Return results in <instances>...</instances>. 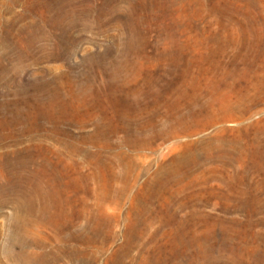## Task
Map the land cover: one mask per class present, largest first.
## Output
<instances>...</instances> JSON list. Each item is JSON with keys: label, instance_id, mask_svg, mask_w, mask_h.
<instances>
[{"label": "rangeland", "instance_id": "1", "mask_svg": "<svg viewBox=\"0 0 264 264\" xmlns=\"http://www.w3.org/2000/svg\"><path fill=\"white\" fill-rule=\"evenodd\" d=\"M48 1L53 7V0ZM67 1L74 9L69 10L71 17L69 16L68 23L65 25L68 27L65 32L61 33L60 27L54 25L52 12L49 11L46 16L37 8V0H0V106L2 108L11 103L15 104V102L21 105L22 96L25 94L30 96L29 92H35L36 90L33 88L39 81L37 86L43 83L53 87L56 77L58 79L69 77L70 79L76 78L75 80H85V77L90 75L92 71L90 62H88L89 59L108 63L116 58L118 50L132 38L136 39L135 44L137 43L141 48H144L143 56L134 58V61L132 59L130 61L131 66L130 63L127 66V70L133 69L132 73L134 72L136 77L132 86L136 84V88H140L142 92L140 99H143L139 102L143 104L149 101L147 103L149 105L151 100L159 98L166 104L175 97V90L181 79L179 74L185 59L191 53L190 51L194 50L191 53V58L196 61L195 54L205 51L202 49L205 46L204 43L211 37L222 34L221 28H219L220 24L224 23L225 28L229 29L228 15H231L230 17L235 21L237 20L236 22L233 20L235 23L241 21L238 23L239 25H247L250 28H255L254 30L264 28V0ZM49 2L46 3L47 7H49ZM30 8L33 10L30 11ZM35 8L37 9L35 10ZM84 8L86 9L85 16L81 13ZM235 16L237 18H234ZM227 34H229V30ZM227 34L226 36L223 35V43H227V48H229V35ZM262 37L260 42L257 37L254 40L248 37L245 43L259 44L264 48V35ZM249 41L253 42L250 43ZM179 47L181 48L179 49ZM182 47L184 48L182 49ZM167 55L171 58H168ZM228 59L229 56L227 55L223 62H227ZM132 63L135 64L133 68H131ZM155 78L159 80L157 81ZM154 80L157 82L155 83ZM33 82L35 83L33 84ZM150 83H153L151 84L152 88ZM17 88L22 91H14ZM45 93H40V97L46 98L47 94ZM149 95L152 99L149 98ZM126 99L123 93H116L115 100H118V104L131 101ZM163 106L159 108L160 111L162 110L161 112L164 111L165 106ZM2 108L0 107V113ZM252 114L246 116L247 121L259 122L264 116V105L258 104ZM256 114H259L258 117ZM4 117L7 118V115ZM69 123H66V127L65 124H48V126L47 123L42 122V125L45 124L46 126L40 125L41 123L33 125L27 123L25 124L26 127L17 124V128H15L16 125H13L12 129L8 128L9 130L0 128V167L4 168L5 165L9 164V160L15 157L14 161L16 162L21 157L20 155L26 151L36 154L43 150L49 144L50 130L54 132V137L59 135L57 138H62L63 134L66 136L68 133L70 137L68 135L67 137L72 144L78 143L83 138L91 139L92 131H94L93 124L80 130L73 121V124ZM215 128L213 126L199 129L194 134L183 137L182 140L189 144L205 141L214 133ZM23 129L28 130V133ZM111 139L120 142L121 137L117 134ZM42 140L47 142H42ZM169 146H171L169 141H158L152 153L148 150L142 152L144 156H151L150 173L149 175L140 174L128 192L129 194L125 192L124 196L121 195L122 199L117 206L113 207L112 204L103 203L102 208L98 209L97 197L100 191H95L96 193H92V198L86 199L87 204L89 206L91 204L90 208L94 207L96 201L93 209L97 216L88 221L73 220L71 229L69 228V231L59 235L58 239H65V242L61 240L62 245H60L64 248L61 250L65 253L57 254L59 244L57 245L52 240L54 232L50 225L46 224L45 227H40L43 229H37L36 233L40 237L37 235L28 236V238L23 237L22 232H20V223L15 221L13 217L14 205L8 203L2 206L0 204V264H39L40 261H47V264H264V158L261 159L262 162L259 160V163H255L252 159H246L240 165L234 163L229 168V190L215 181H209L203 185V179L208 176L204 172L208 168L205 166L203 169L194 172L193 177L196 176L195 185L192 188H185L182 191L183 194L172 187L170 193L167 192L169 195L165 194L168 200H148V179L160 163L169 162L179 153V151H171ZM33 148L35 149L33 150ZM85 148L91 151L95 150L89 145H86ZM125 148L127 149V147ZM161 155H164L162 159ZM132 156L134 158L139 157L134 153ZM74 158V160L79 161L81 157L76 158L75 156ZM4 160H7L8 163ZM257 164L261 165L263 171H257L258 173L254 171ZM87 170L89 171V169L84 168L85 173L88 172ZM69 174L67 180H70L69 182L72 184L76 173L71 172ZM0 176V188H3L8 177L5 175L4 169L0 172ZM172 192L175 196H170ZM68 193L72 196L70 200L73 199L74 206L78 208L81 203L79 195L71 186ZM213 193H217V197H212ZM1 195L3 194L0 193V197ZM76 195L78 199L75 198ZM166 202H171L174 205L172 206L170 203V206ZM184 202L195 203L196 206L190 207L189 205L187 209L181 210L178 203ZM143 212H145L144 215ZM158 216L161 218L159 219ZM65 236H69L68 239ZM88 238L93 244H90ZM36 240H38L37 246L32 245L31 248L32 241L35 242ZM85 244L91 246L86 247ZM46 254L50 256L48 257Z\"/></svg>", "mask_w": 264, "mask_h": 264}, {"label": "bare ground", "instance_id": "2", "mask_svg": "<svg viewBox=\"0 0 264 264\" xmlns=\"http://www.w3.org/2000/svg\"><path fill=\"white\" fill-rule=\"evenodd\" d=\"M44 1L37 0V8L44 12L46 16L49 11L52 12L54 25L60 27L61 33L65 32L68 27H65V25L68 23L70 16L69 10L74 9L70 2L67 0H53L54 6L52 7L48 0ZM47 2H49V7L46 5ZM85 10L84 8V11H80L84 16L86 15ZM228 16L229 18L226 17L230 23L229 34H227L226 25H223L224 23L220 24L219 28H221L222 34L219 36L215 35L216 37L213 36L204 43L205 46L202 49H205V51L195 54L196 61L191 58V53L194 50L190 51L191 53L185 59L184 66L179 74L181 79L175 90V97L166 104L159 98L151 100L152 102L149 105L147 104L149 101L143 104L139 102V100L143 99H140L142 92L140 88H136V84L132 86L136 77L134 72L132 73L133 69L129 68L127 70V66L132 59L134 61V58L143 56L144 48H141L137 43L135 44V38H129L130 40L126 41L127 44L118 50L116 58L108 63L96 62L88 58L92 71L90 75L85 77V80H75L76 78L70 79L69 77L58 79L56 77V80H53V87L43 83L37 86L39 81L33 88L36 91L33 93L32 91L29 92V95L34 98L29 99L27 97L30 96L25 94L20 99L22 100L21 105L15 102V104L11 103L9 106L3 105V108L0 106L2 108L0 128L10 129L13 125H16L15 128H17V124L22 126L27 123L32 125L41 123L40 125H42V122L47 123L46 125L65 124L66 127V123L70 124L69 122L72 123V121L80 130L87 125H94L91 139L83 138L78 143L75 142L76 144L70 142L68 133H66L68 137L63 134L62 138H57L59 135L54 137V132L50 130L49 144L47 146L45 144L46 147L42 146L44 147L43 150L36 154L26 151L20 155L21 157L19 156L20 158L17 157L19 159L16 162L14 161L15 157L9 160V164L5 165L4 168L0 167V172L4 169L5 175L8 176L5 180V187L0 188V193L3 194L0 197V204L2 206L8 203L12 204V206L14 205L12 209L13 211L15 209L13 217L15 221L20 223V232H22L21 235L23 237L36 236L38 228L41 226L45 227L46 224L50 225L54 232L52 240L57 245L59 244V248L56 247L57 254L65 253V251L61 250L64 248L60 246L62 241L65 242V239H58L59 235L69 231L73 220L88 221L97 216L93 209L96 205L95 199V205L91 207L92 209L90 208L91 204L89 206L86 199L92 198V193H96L95 191H100L97 197L98 209L102 208L103 203L112 204L113 207L117 206L122 199L121 195L131 190L140 174L149 175L151 156H144L142 152L148 150L152 153L158 141H169L171 143V146H169L170 150L173 152L179 151V153L169 162L160 163L148 179L149 194L146 192L147 196L149 195L148 200H168L165 194L167 192L170 193L172 187L176 188L177 191H181V193L185 188H192L195 185L196 176L193 177L194 172L203 169L205 166L208 168L204 172L208 176L203 179V185H206L209 181H215L229 190V168L234 163L240 165L246 159H252L256 163L264 158V116L256 123H251L246 118V116L252 114L258 104L264 105V48L259 46V44L245 43L248 37L251 38L250 36L254 37L251 40H254L255 37H257L258 41L261 40L264 35V28L254 30L255 28H250L247 25H239L238 23L241 21L235 23L237 20L232 19L231 15ZM234 18L237 17L235 16ZM242 18L245 19V17ZM216 24L219 25L218 23ZM225 24L228 25L226 22ZM226 34L229 35V48H227V43H223V35L226 36ZM139 37L141 36L139 35ZM137 41L139 42V40ZM227 55L229 56L228 61L223 62ZM167 57L171 58L169 55ZM16 64L19 65V63ZM133 65L135 66L132 63L131 68H133ZM15 73L17 74V72ZM9 83L11 84V82ZM151 84L153 83H150V87ZM18 90L20 91L21 89L17 88L14 91L19 92ZM14 91L12 92L14 93ZM24 92L27 91L24 90ZM42 92L47 94L44 99L39 95ZM118 92L123 93L125 98H127L126 100L131 101H128V103L125 101V104H118V100H115ZM151 92L149 93L151 94ZM149 98H151L150 95ZM163 105L165 108L161 112L162 110L160 111L159 108ZM6 115L7 118L4 117ZM256 115L258 117L259 114ZM213 126L216 127L214 133L205 141L189 144L182 140L183 137H188L199 129ZM59 131L61 132V130ZM26 132L28 133V130ZM21 134L23 135L22 132ZM117 134L121 137L120 142L118 140L112 141L111 138ZM46 136H48L47 133ZM86 145L94 147L95 150H87L85 148ZM19 152L21 153V151ZM132 153L139 157L134 158ZM75 156L76 158L78 156L81 157L79 161L74 160ZM163 156L161 155V159ZM4 161L7 162V160ZM260 164L254 165L255 172L263 171ZM243 166L241 167L242 169ZM84 168L89 169V171L87 170L88 172L85 173L86 170L84 171ZM71 172L76 173L72 184L69 182L70 180H67ZM70 186L81 200L78 208L74 206L73 199L70 200L72 196L68 195ZM89 193H91V196H89ZM172 195H174L173 192L170 196ZM211 196L217 197V193H213ZM75 198L78 199L77 195ZM198 198L197 201L199 200ZM151 201L153 202V200ZM170 203L166 202V204ZM171 204L172 206L174 205L173 203ZM178 205L181 210L187 209L189 205L190 207L196 206L195 203L192 204L191 202L178 203ZM144 214L145 212H143ZM156 216L154 217L156 218ZM191 217L193 216L191 215ZM158 218L160 219L161 217L158 216ZM43 227L40 229H43ZM67 237L66 239H68ZM29 241L31 242V240ZM37 241H32L31 248L33 247L32 245L37 246ZM64 247L66 248V246ZM47 256L49 257L50 255ZM46 262L40 261L39 264H47Z\"/></svg>", "mask_w": 264, "mask_h": 264}]
</instances>
